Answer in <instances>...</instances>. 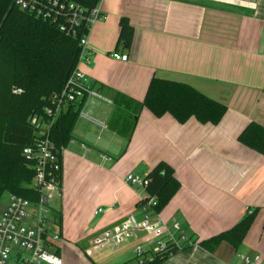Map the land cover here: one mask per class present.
<instances>
[{"label": "crops", "instance_id": "1", "mask_svg": "<svg viewBox=\"0 0 264 264\" xmlns=\"http://www.w3.org/2000/svg\"><path fill=\"white\" fill-rule=\"evenodd\" d=\"M96 10L103 18L91 25L87 57L78 62L89 87L100 83L142 100L151 78L160 77L189 83L227 110L213 125L194 117L179 123L143 108L125 148L107 127L110 92L88 98L62 147L61 186L52 199L61 213V264H72V248L92 264H129L116 246L100 251L90 242L122 220H141L136 204L146 190L125 176L145 177L158 161L174 168L180 188L153 216L169 228L177 222L196 244L179 243L157 264H245L237 254L264 264V154L237 140L249 122L264 126V0H100ZM121 17L132 26L130 48L117 42ZM112 51L128 60L112 58ZM247 208L258 211L235 253L226 244L213 253L198 246Z\"/></svg>", "mask_w": 264, "mask_h": 264}, {"label": "trees", "instance_id": "2", "mask_svg": "<svg viewBox=\"0 0 264 264\" xmlns=\"http://www.w3.org/2000/svg\"><path fill=\"white\" fill-rule=\"evenodd\" d=\"M82 8L87 17L100 0H62ZM67 9L58 12L55 18L38 17L21 10L9 0H0V198L4 192L22 196L32 202L38 199L37 191L31 187L33 169L22 155L24 147L33 145L37 134L31 119L33 115L48 119L47 109L54 107L57 96L70 74L78 68L81 36L88 33L89 25L82 20L77 34H66L60 26H69ZM118 44L130 48L132 26L125 17L119 21ZM102 95L110 92L113 112L107 127L125 139V148L134 133L138 117L143 108L154 116L171 114L179 123L194 117L199 123L216 125L224 116L227 106L192 85L182 81L152 77L142 100H137L120 91L111 90L103 84L91 87ZM86 99L82 98L65 105L49 127V138L54 143L60 159V170L56 173L61 186V151L71 139L72 129ZM240 144L264 154V126L249 122L238 134ZM146 197L140 198L137 207L144 208L148 198L151 214L159 213L180 188L174 168L165 161H158L145 175ZM258 208H247L243 216L230 228L197 242L198 246L215 252L226 244L235 253L251 227ZM52 220L60 231L61 213L52 206ZM189 238V237H188ZM194 244L196 240L189 238ZM183 247L191 245L182 244ZM180 246L169 244L156 251L143 264H157L176 253ZM59 250L56 245L55 253Z\"/></svg>", "mask_w": 264, "mask_h": 264}, {"label": "built area", "instance_id": "3", "mask_svg": "<svg viewBox=\"0 0 264 264\" xmlns=\"http://www.w3.org/2000/svg\"><path fill=\"white\" fill-rule=\"evenodd\" d=\"M17 8L28 11L38 17L55 18L63 8L67 9L69 26H60L66 34H77V26L82 20L91 25L103 15L93 8L87 17L82 14L79 5L62 0H9ZM82 19V20H81ZM89 32V29H88ZM88 33L81 36L80 58L87 57ZM90 51L88 50V53ZM110 56L116 60L126 61L128 55L112 51ZM102 94L89 87L85 82L84 73L78 68L74 70L64 83L60 93L54 96V107L46 110L49 118L43 119L33 115L31 122L35 126L36 141L33 145L23 148L22 155L33 169L31 187L38 193V199L32 202L22 196L9 194L4 208L0 211V264H7L13 257V264H61L55 253L56 245L61 240L60 231L52 220V199L59 193L60 187L56 173L60 170V159L56 154L54 143L49 138V127L53 117L68 103ZM108 100V99H107ZM54 115V116H53ZM128 184L145 187V177L128 173L125 176ZM155 197H149L148 203L141 208L142 218L135 223L122 220L120 223L107 227L98 237L93 239L91 246L97 250L121 245L123 241L134 237L140 238L133 250L137 264H143L156 251L164 249L169 244L179 243L193 245L177 222L171 228L148 210L149 203H154ZM101 209L98 208V211ZM143 232L137 237L136 232ZM245 264H256L258 256L250 259L247 256L236 255Z\"/></svg>", "mask_w": 264, "mask_h": 264}, {"label": "rangeland", "instance_id": "4", "mask_svg": "<svg viewBox=\"0 0 264 264\" xmlns=\"http://www.w3.org/2000/svg\"><path fill=\"white\" fill-rule=\"evenodd\" d=\"M8 196H9L8 192H4L3 195L1 196V198H0V210H2L4 208ZM136 234H137L136 235L137 237H141L143 232L137 231ZM142 237L144 238L145 236L142 235ZM136 241L137 242L140 241V238L131 237V238L123 241V243H121V245L116 246L117 249H121L120 252H121V255H122L121 256V258H122L121 260L122 261L128 260L127 262L129 264H133V260H134L135 264H136L135 253H134V250H133V248H134V246L136 244ZM93 244H94V242L91 241L90 245L92 246ZM109 248H112V247H107L104 250L105 251H109L110 250ZM75 252L76 251L72 248L69 251V254H68L69 258H71L72 264H92V262L89 260V258L87 256V254H85L84 252H81L80 254H76ZM7 264H13V257L8 260Z\"/></svg>", "mask_w": 264, "mask_h": 264}, {"label": "bare ground", "instance_id": "5", "mask_svg": "<svg viewBox=\"0 0 264 264\" xmlns=\"http://www.w3.org/2000/svg\"><path fill=\"white\" fill-rule=\"evenodd\" d=\"M137 264V263H136Z\"/></svg>", "mask_w": 264, "mask_h": 264}]
</instances>
